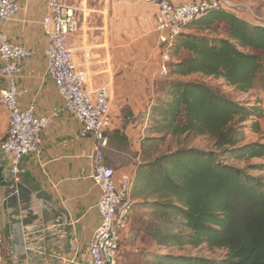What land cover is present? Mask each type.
Masks as SVG:
<instances>
[{
  "label": "trees",
  "instance_id": "trees-1",
  "mask_svg": "<svg viewBox=\"0 0 264 264\" xmlns=\"http://www.w3.org/2000/svg\"><path fill=\"white\" fill-rule=\"evenodd\" d=\"M217 23L226 25L227 38L216 40L186 30L178 37L169 78L201 74L222 78L241 93L257 89L264 81V27L231 9L213 10L190 25L209 30ZM181 51L188 55L176 60ZM168 87L170 100L161 106L165 132L207 136L216 149L183 147L140 163L132 195L136 203L147 199L144 204L152 206L157 219L180 229L159 230L160 244L206 245L225 249L226 254L220 260L159 256L154 264H264V162L252 161L264 159V140L246 143L234 127L252 114L261 117L263 109L248 108L205 81L176 80ZM253 129L259 131V124Z\"/></svg>",
  "mask_w": 264,
  "mask_h": 264
},
{
  "label": "crops",
  "instance_id": "crops-1",
  "mask_svg": "<svg viewBox=\"0 0 264 264\" xmlns=\"http://www.w3.org/2000/svg\"><path fill=\"white\" fill-rule=\"evenodd\" d=\"M47 1L20 0V12L8 22L0 21V33L7 34L13 43L26 45L35 52L23 62V72L18 79L19 85L26 89L21 105L34 104L38 114L46 115L59 109L42 135L40 154L23 158L26 174L17 178L12 176L8 159L0 156L3 177L0 180V234L4 264H86L92 234L101 220L97 208L101 191L91 177L90 159L98 140L94 135H81L82 125L63 109L62 97L46 72L47 40L42 20ZM71 4L78 10L80 30L70 38V46L79 69L88 76L89 86L96 88L110 76L111 64L119 60L126 62L132 57L131 49L127 51L128 55L123 50L129 44L130 48L133 47V32L121 29L126 30L122 40L115 34L114 24L110 25L104 18L98 22L95 14L87 8V0H72ZM142 6L145 10L140 7L138 36L156 39V0L145 1ZM130 12L132 9L128 14ZM236 13L256 25L264 20L250 9L249 16L244 12ZM156 45L159 46L158 42ZM131 95L126 91L120 97L121 101H116V97L113 103L111 88L113 122L107 132L109 141L104 152L106 163L116 171L117 182L126 173L136 175L141 163L142 140L148 135L146 128L152 125L150 113H143L148 103L142 97L138 99L135 94ZM258 105L264 107L261 103ZM7 122L8 112L0 103V143L5 137ZM259 160L264 161L262 158L252 161Z\"/></svg>",
  "mask_w": 264,
  "mask_h": 264
},
{
  "label": "built area",
  "instance_id": "built-area-1",
  "mask_svg": "<svg viewBox=\"0 0 264 264\" xmlns=\"http://www.w3.org/2000/svg\"><path fill=\"white\" fill-rule=\"evenodd\" d=\"M71 0H48L42 27L47 40V73L58 89L63 109L82 125L81 135H94L98 142L90 154L92 179L101 191L97 208L101 217L89 245L86 264H120L121 241L132 223L135 201L132 197L134 174H124L120 182L116 171L106 163L104 149L108 145V129L113 122L111 89L107 84L92 88L87 74L80 70L70 38L80 30L77 8ZM234 9L229 0H191L177 3L158 0L155 29L161 54L160 75L169 76L171 50L187 26L213 10ZM21 10L20 0H0V21L8 22ZM260 26L264 27V20ZM35 52L28 46L13 43L0 33V103L8 112L5 137L0 143V156L9 161L14 177L27 173L22 166L26 156L38 155L42 135L51 125L59 109L51 115L38 114L36 106L23 107L21 97L26 89L19 85L23 62ZM5 82V83H4ZM264 105V91L261 93ZM1 212V205H0ZM3 238L0 234V264H4Z\"/></svg>",
  "mask_w": 264,
  "mask_h": 264
},
{
  "label": "rangeland",
  "instance_id": "rangeland-1",
  "mask_svg": "<svg viewBox=\"0 0 264 264\" xmlns=\"http://www.w3.org/2000/svg\"><path fill=\"white\" fill-rule=\"evenodd\" d=\"M145 1L155 2V0H87V8L98 20L104 18V21H109L110 25H115V34L118 38L124 39V32L127 29L128 32H133L132 45L129 44L124 48L125 55H128V50L131 49L132 57L126 61H119L110 65V76L103 80L104 84H107L109 88H112L113 103L121 101L120 97L126 91L129 96L135 94L136 98L142 97L145 103H148V107L143 113H150L151 127L146 128V139L142 140L140 162L145 163L151 159L160 157L166 153L178 150L183 147L191 148L196 147L204 150L216 149L214 140L207 136H191V135H179L174 136L172 132L166 133L164 130L165 119L162 104H166L170 100L168 93L169 84L172 81L184 80V81H205L209 85L213 86L217 90L223 92L225 95L233 98L234 100L248 106V108L260 107L262 110V116L259 117L252 114L249 120L240 124L238 121L235 123V128L238 131L239 138H242L244 134L247 143L254 141L264 140V107L258 105L261 91L264 90V81L248 93H241L236 88L228 85L224 79L217 78L215 76H203L201 74H193L186 77L172 78L162 77L160 75L161 54L159 46H157L158 34L155 29V16H154V31L157 34V38L147 35L145 37H139V25L137 18L140 14V7L142 11V3ZM191 1V0H190ZM237 3L234 5L236 12H244L249 16L248 9L254 12L255 16L264 18V0H231ZM72 2V0H71ZM156 0V7H157ZM132 9V12H129ZM89 11V10H88ZM157 11V10H156ZM247 11V12H246ZM122 15H119V14ZM126 13V15H124ZM138 14V15H137ZM243 14V13H242ZM241 14V16H243ZM132 21L129 18H132ZM83 21V19H82ZM99 22V20H98ZM256 25L257 23H251ZM119 25V26H118ZM189 26V27H188ZM186 29L188 33H205L210 38L220 40L227 38V27L225 24H215L209 30H201L196 24H189ZM111 28V26H110ZM127 39V35H126ZM127 41V40H126ZM123 52V53H124ZM188 55L186 51H181L176 54V60L184 58ZM128 58V56H127ZM132 97V95H131ZM118 113H122L116 110ZM259 124V131H254L253 125ZM160 127L161 130L160 131ZM164 131V132H163ZM147 138L149 141H146ZM243 144V143H242ZM139 153V152H138ZM225 159V155L223 156ZM230 162L237 164L238 166H245L246 164L240 161L230 160ZM255 162H264L262 160ZM253 174L258 175L259 172L255 171ZM136 177V175H135ZM133 197V195H132ZM135 200V198L133 197ZM139 203H136L132 215V223L129 231L123 237L121 241L122 258L120 264H154L155 259L159 256L167 255H186V256H200L206 257L210 260H220L225 254L226 250L221 248L210 249L206 245H200L193 247L190 245L178 246V245H164L158 242L161 236L158 233L164 227H169L171 231L178 232L180 229L177 224H166L164 221L157 219L154 215L152 206L144 204L147 199L142 198ZM153 201V199H150Z\"/></svg>",
  "mask_w": 264,
  "mask_h": 264
},
{
  "label": "water",
  "instance_id": "water-1",
  "mask_svg": "<svg viewBox=\"0 0 264 264\" xmlns=\"http://www.w3.org/2000/svg\"><path fill=\"white\" fill-rule=\"evenodd\" d=\"M1 175H2V173L0 172V180H2V179H3V177H2Z\"/></svg>",
  "mask_w": 264,
  "mask_h": 264
}]
</instances>
